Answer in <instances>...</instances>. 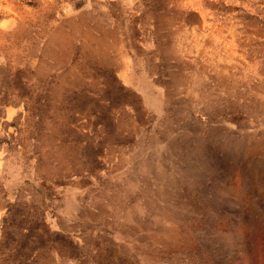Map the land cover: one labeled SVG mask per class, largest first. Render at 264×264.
Returning <instances> with one entry per match:
<instances>
[{
  "label": "rangeland",
  "instance_id": "rangeland-1",
  "mask_svg": "<svg viewBox=\"0 0 264 264\" xmlns=\"http://www.w3.org/2000/svg\"><path fill=\"white\" fill-rule=\"evenodd\" d=\"M0 264H264V0H0Z\"/></svg>",
  "mask_w": 264,
  "mask_h": 264
}]
</instances>
